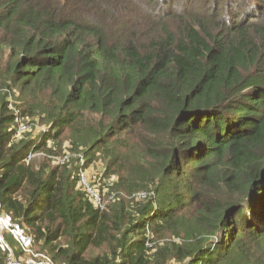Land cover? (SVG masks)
Listing matches in <instances>:
<instances>
[{"label": "trees", "instance_id": "trees-1", "mask_svg": "<svg viewBox=\"0 0 264 264\" xmlns=\"http://www.w3.org/2000/svg\"><path fill=\"white\" fill-rule=\"evenodd\" d=\"M208 4L0 0V200L37 251L59 264H264V0ZM36 116L41 135L18 133ZM65 142L117 176L106 209L74 163H52ZM168 235L183 243L159 246Z\"/></svg>", "mask_w": 264, "mask_h": 264}, {"label": "built area", "instance_id": "built-area-1", "mask_svg": "<svg viewBox=\"0 0 264 264\" xmlns=\"http://www.w3.org/2000/svg\"><path fill=\"white\" fill-rule=\"evenodd\" d=\"M30 124L20 123L19 132L22 133L30 129ZM38 153L31 152L28 160ZM56 164H66L69 162V154L61 157H51ZM78 186L81 188L93 205L100 210L106 209L108 204L115 200V194H109V184L101 185L100 176L93 177L86 167V159L80 156L77 162ZM145 197L146 193L140 194ZM10 239L16 244L15 248ZM0 253L5 257V264H59L52 257L44 252L37 251L34 247V239L24 225L16 221L13 216L3 210L0 200ZM64 264V263H63Z\"/></svg>", "mask_w": 264, "mask_h": 264}, {"label": "rangeland", "instance_id": "rangeland-1", "mask_svg": "<svg viewBox=\"0 0 264 264\" xmlns=\"http://www.w3.org/2000/svg\"><path fill=\"white\" fill-rule=\"evenodd\" d=\"M199 1H201L203 3V5H205V6L209 5L208 4L209 0H198V2ZM173 3H175V1L174 2L172 1L171 5ZM195 4H196V2H195ZM210 6H208V7H210ZM148 7H149V5L146 6V8H148ZM176 7L177 6L174 5L173 8H176ZM145 9L144 8L138 9L137 10V17L146 16L147 12L145 13ZM9 99H12V97H9ZM42 120H43L42 116H36L35 118H29V122H30L31 126H30V129L26 130V132L24 133V137L25 138H27V137L34 138V137L41 135V132H43L45 129L48 128V125H46ZM64 146L67 148V150H65L64 153L62 152L61 154L56 155V156L61 157L66 153L69 154V156H70L69 162L74 163V165L77 167L78 166L77 162H78L80 156H84L83 153L81 151H77V152L70 151L68 142H65ZM43 157H44V155L42 153L41 154H35L32 157V161H34L35 163H40L41 160L43 159ZM85 159H86V157H85ZM52 163L56 164L55 162H52ZM86 164H87V160H86ZM86 167H88L89 173L93 177H95V175H97L98 177L103 176L106 179V181L109 182V185H110L109 194L115 193L116 197L119 195V193H118L119 191L117 190L118 191L117 192L115 189L117 176H112V177L105 176V162L104 161H102V160L100 161L99 159H94L93 162L89 163L88 166H86ZM120 196H127V198L132 197L130 195L129 196L126 195L122 191H120ZM139 196H140V194H137V197H139ZM10 241H11L12 245L15 248H17V244L12 239H10ZM182 243H183V241L180 238L168 235L166 238H164L160 241L159 246L167 247L168 250L172 251V250H175V244L181 245ZM36 247H37V249H41V246L39 244L36 245ZM41 252H43V251H41ZM44 253H46V251ZM97 253H99V250H92L90 252V255H94ZM169 260H170V262H169L170 264H181L180 262H177L174 257H170Z\"/></svg>", "mask_w": 264, "mask_h": 264}]
</instances>
